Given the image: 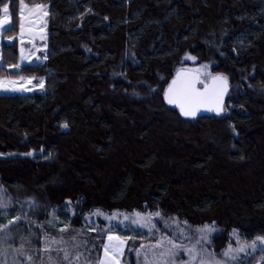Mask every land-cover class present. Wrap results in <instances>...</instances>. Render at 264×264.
<instances>
[{
  "label": "trees",
  "instance_id": "16d2710c",
  "mask_svg": "<svg viewBox=\"0 0 264 264\" xmlns=\"http://www.w3.org/2000/svg\"><path fill=\"white\" fill-rule=\"evenodd\" d=\"M39 1L48 3L49 48L34 69L46 90L0 94V184L10 197L0 223H26V213L54 234L51 222L73 232L94 210L159 212L216 227L217 255L233 230L264 237L262 102L247 87L228 98L236 135L225 152L205 136L221 116L187 118L163 99L183 50L205 58L210 23L227 27L213 74L242 83L252 70L248 81L264 83V0ZM124 45L135 62L117 69ZM98 221L81 234L95 261L107 232L125 235Z\"/></svg>",
  "mask_w": 264,
  "mask_h": 264
},
{
  "label": "rangeland",
  "instance_id": "374dc122",
  "mask_svg": "<svg viewBox=\"0 0 264 264\" xmlns=\"http://www.w3.org/2000/svg\"><path fill=\"white\" fill-rule=\"evenodd\" d=\"M5 4L9 5V0L0 6V19L4 17L2 9ZM16 4V9H14V5H9L12 22L11 30L4 31L0 28V94L43 92L46 90V75L37 72L40 68H34L42 65L48 54V15H45V12H49L48 3L39 0H23V4L26 7L23 8L22 17L20 15L21 0H17ZM36 5L44 7L36 8ZM15 12L16 16L14 15ZM21 24H23V30H21ZM226 33V25L210 23L200 37V41L205 47V58L201 59L198 54L187 48L183 50L174 64V70L179 68L192 69L198 72L202 80L207 81L213 75L212 66L216 63V57L223 55L221 40ZM7 43L12 45L15 52L13 49L8 48ZM192 57L195 59H191ZM126 61L135 62V58L130 48L124 45L116 68L118 69ZM14 65H20V67H13ZM32 70L34 71L31 72ZM252 74L253 71L250 70L245 75L240 76L239 80L242 83L237 80L229 82L228 96L224 102L223 110L219 114L222 117L220 125L214 131L205 134L206 137L225 152L234 148L232 138L236 135L232 123L224 118L232 107V104L227 101L228 98L233 96L234 93L236 94L237 91L242 90L243 87H247L262 102L258 109L264 112V83L255 85L249 82L248 77L252 76ZM158 76L161 77V74H158ZM261 118L264 119V116H261ZM184 123L186 124L187 122L185 121ZM186 142L193 143L194 141L188 138ZM0 201L10 204L9 194L2 184H0ZM4 211L5 209L0 212L3 217H5ZM95 211L92 214H88L84 225L80 228H74L73 232L70 230L61 232L60 229L64 228L65 225L51 222L50 227L57 229L53 232L54 234H48L46 229L40 226V223L35 222V219H31V216L28 217L25 213L26 219L23 220L26 223L21 220L14 225H10L9 229L5 230L9 234V238L6 241H0V262H4V264H99L101 252L98 261H95L92 258L94 255L87 250L81 234L83 231L95 229L99 225L98 220L101 219L103 221L102 227L105 229L114 228L125 234L124 238L115 232H107L124 242L119 259L121 264H154V262H158V264H165V262L167 264H201V261H204V264H215V261H221L222 264H245L246 255L252 254L256 250L258 251V257L250 264H264L262 263L264 256L261 254L264 251V243H261L257 238L245 239L239 235L237 239L231 233L226 247L217 255L209 247L211 235L218 230L213 225H190L176 216L156 217L151 215L156 212L137 210H113L108 212L100 210L103 215H93ZM136 213L141 215L138 217ZM125 217L128 218L125 219ZM9 220H15V218ZM9 220L3 224H7ZM173 220L176 223H173ZM134 221L136 222L134 223ZM3 224L0 223V225ZM205 225L211 226L214 231L209 233L197 231ZM35 229H40L41 232L40 234L35 233L33 238L32 235ZM182 232L183 234H181ZM4 235L5 233H0V237ZM205 235H207L206 240L203 238ZM74 236L75 240L72 239ZM161 236H166L172 240V244H168L167 240H165L163 248L149 247L150 245H155ZM53 240H63L64 243H53ZM115 240H107L106 244L120 243ZM197 241H200V243L198 244ZM253 241H256L255 248L246 247L244 252L233 253V255L237 256L236 260L222 255L229 245L236 249L241 243L250 245ZM142 245L145 246L143 249H141ZM173 245L183 247L179 249L177 255L166 254L161 258L159 253L172 249ZM21 246L22 254L16 251V249H21ZM46 247L47 251H45ZM192 248H195L197 257L194 261H190L189 252L187 251V249ZM137 249H141V251L138 253ZM65 252H67V259H65ZM28 257L32 259L29 260Z\"/></svg>",
  "mask_w": 264,
  "mask_h": 264
},
{
  "label": "snow or ice",
  "instance_id": "6c2138e0",
  "mask_svg": "<svg viewBox=\"0 0 264 264\" xmlns=\"http://www.w3.org/2000/svg\"><path fill=\"white\" fill-rule=\"evenodd\" d=\"M11 3H15V0H10ZM3 3V0H0V4ZM26 7L23 4V0H21V12L20 15L21 17L23 16V8ZM36 8H42L44 6L42 5H36ZM3 13H4V17L2 19H0V28H2L4 31H8L11 30V19H10V13H9V5L5 4L3 9H2ZM45 15H48L47 12H45ZM21 30H23V24L20 25ZM191 59H195L194 57H192ZM13 67H20V65H14ZM206 67V66H205ZM183 71V70H182ZM179 76V73L177 74ZM214 81H223L226 85V81L227 78L223 77V76H216L213 77ZM177 81L174 80L173 81V85L169 86L168 91L165 93V98L167 100V102L169 104H178L180 106V111L182 113V115L186 116V117H192L196 115V111L192 110L190 107L186 108L185 105H191L192 103H196L200 101V98L203 96V93H200L196 88H195V83L194 82H186L184 87L182 89H176L173 86L176 85ZM225 91L226 86H225ZM63 128H67L68 125L65 123L62 125ZM29 155H31V153H29ZM70 203V202H69ZM8 207L7 203H4L3 201H0V212H2L4 209H6ZM95 214H101L103 215L102 212H100V210H96L93 215ZM136 215L139 217L141 214L140 213H136ZM156 217H160L161 213L156 212L154 214ZM128 217H125V219H127ZM150 218V217H149ZM19 220H21V217H16L15 220H9L7 224H3L0 225V233H5V235L3 237H0V241H6L9 238V234L5 232V230L9 229L10 225H14L16 224ZM136 221H134L135 223ZM173 223H176L175 220H173ZM68 225H65L64 228L60 229L61 232L67 231L68 230ZM153 227H155L153 225ZM90 230H94V229H90ZM197 231L201 232V233H209L214 231V229L209 226V225H205L203 226V228L198 229ZM183 234V232L181 233ZM233 235L237 237V239L239 238V234L237 233L236 230H233ZM205 240L207 239V235H205L203 237ZM73 240H75V236L72 237ZM114 239H119L118 237H113V236H109L108 240L112 241ZM167 240L168 244H172V240L168 239L166 236H161V238L159 240L156 241L155 245H150L149 247L151 248H163L164 245V241ZM257 240H259L261 243H264V237H258ZM53 243H64L63 240L61 241H52ZM123 241H120L119 244H104L103 245V250H104V258L101 259L99 261V264H112L113 261H115V264H119L118 261V255L122 254V247H123ZM197 243L199 244L200 241H197ZM145 246L142 245L141 249H143ZM183 246L180 245H173L172 249L166 250L165 252H161L159 253L160 257L163 258L166 254L167 255H172L175 256L178 254V251L180 248H182ZM246 247H252L255 248L256 247V241L251 242V244H245V243H241L240 246L236 249H233L231 245H229L228 249H226L222 255L224 257H229L232 260H236L237 256L233 255V253H240V252H244ZM141 249H137V252L139 253L141 251ZM47 247L45 248V251H47ZM17 252H21L22 254V246L21 249H16ZM187 251L189 252V256H190V261H194L196 260V254H195V248L192 249H187ZM211 255V254H210ZM29 260H31V257H28ZM65 259H67V252H65ZM0 264H4V262H0ZM154 264H158V262H154ZM165 264H167V262H165ZM201 264H204V261H201ZM215 264H222L221 261H215Z\"/></svg>",
  "mask_w": 264,
  "mask_h": 264
},
{
  "label": "water",
  "instance_id": "95a60500",
  "mask_svg": "<svg viewBox=\"0 0 264 264\" xmlns=\"http://www.w3.org/2000/svg\"><path fill=\"white\" fill-rule=\"evenodd\" d=\"M178 73L179 76L177 75ZM216 76L226 77L221 73H214L207 81H204L201 79L197 71L187 68H179L175 70L174 74L169 79V81L167 82L164 88L163 91L164 102L167 105L176 108L179 111V113L182 115L180 111V106L178 104H169L165 98V93L168 91L169 86L173 85L174 80L177 81L176 85L173 86L176 89H182L186 82L191 81L195 83V88L200 93H203V96L200 98L199 102L192 103L191 105L188 104L185 105L186 108L190 107L192 110L196 111L195 116L187 117V118H193L201 114H213L219 116V114L223 110L224 102L226 101V98L228 96L229 81L227 79L226 85L223 81H214L213 77ZM225 86L227 89L226 91L224 90Z\"/></svg>",
  "mask_w": 264,
  "mask_h": 264
},
{
  "label": "crops",
  "instance_id": "0c3cea01",
  "mask_svg": "<svg viewBox=\"0 0 264 264\" xmlns=\"http://www.w3.org/2000/svg\"><path fill=\"white\" fill-rule=\"evenodd\" d=\"M110 235H111V236H114L113 234L107 233V234L105 235L103 245L106 244V242H107V240H108V237H109ZM115 241H119V242H120V238H119L118 240L116 239ZM116 244H119V243H116ZM122 250H123V249H122ZM120 256H121V254L118 255V261H119V259H120ZM102 258H104V250H103V246H102V251H101L100 260H101ZM100 260H99V261H100ZM112 264H115V261H113ZM119 264H121L120 261H119Z\"/></svg>",
  "mask_w": 264,
  "mask_h": 264
}]
</instances>
